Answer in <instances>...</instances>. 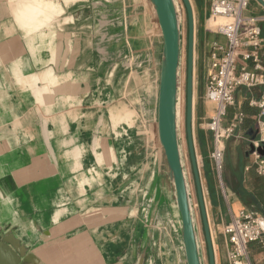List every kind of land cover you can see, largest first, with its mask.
<instances>
[{
  "label": "crops",
  "instance_id": "1",
  "mask_svg": "<svg viewBox=\"0 0 264 264\" xmlns=\"http://www.w3.org/2000/svg\"><path fill=\"white\" fill-rule=\"evenodd\" d=\"M157 29L147 0H0V225L33 254L30 264H185L174 214L156 199ZM206 35L201 45L225 43ZM261 38L264 63V21ZM261 91L240 87L227 108L224 125L244 117L225 141L224 195L210 134L201 130L202 148L192 132L210 233L224 238L215 264L234 215L264 217V175L240 146L256 128L250 101ZM205 118L193 104L192 125ZM247 262L264 264V235Z\"/></svg>",
  "mask_w": 264,
  "mask_h": 264
},
{
  "label": "water",
  "instance_id": "2",
  "mask_svg": "<svg viewBox=\"0 0 264 264\" xmlns=\"http://www.w3.org/2000/svg\"><path fill=\"white\" fill-rule=\"evenodd\" d=\"M261 3L264 9V2ZM161 37L159 78L157 93L156 133L159 153V190L174 214L173 224L184 253L185 264H203L190 190L180 147L177 110L181 52L179 16L175 0H147ZM187 18L185 131L188 154L194 177L196 197L206 243L208 264H215L209 223L203 200L200 175L192 134L193 68H194V14L190 0H182ZM249 155L254 150L264 156V147L254 148L257 129H248ZM158 200L154 201L156 204ZM157 207V206H156ZM156 207L155 210H156ZM148 226H153L150 219ZM36 258L26 250L8 226L0 225V264H30Z\"/></svg>",
  "mask_w": 264,
  "mask_h": 264
},
{
  "label": "built area",
  "instance_id": "3",
  "mask_svg": "<svg viewBox=\"0 0 264 264\" xmlns=\"http://www.w3.org/2000/svg\"><path fill=\"white\" fill-rule=\"evenodd\" d=\"M250 1L211 0L209 6L208 19L224 17L227 21L214 29L225 38V43L214 41L208 47V66L202 97L214 107L210 117L199 122V127L210 134L211 149L208 157L218 187L223 193L225 141L234 136V131L242 122L244 114L238 111L227 125H224L223 121L227 108L235 105V93L240 87H262L260 97L250 101V105L258 108L257 134L251 142L254 148L264 147V63L261 38L264 14L246 13ZM255 1L258 8L264 10L260 2ZM248 61L251 62L250 65ZM250 155L257 174L264 175V156L255 150ZM223 235L227 244L228 263L249 264L248 245L261 241L264 235V217L244 209L240 210L224 225Z\"/></svg>",
  "mask_w": 264,
  "mask_h": 264
},
{
  "label": "rangeland",
  "instance_id": "4",
  "mask_svg": "<svg viewBox=\"0 0 264 264\" xmlns=\"http://www.w3.org/2000/svg\"><path fill=\"white\" fill-rule=\"evenodd\" d=\"M211 0H190V3L192 5L193 14H194V114L197 116V114L200 115V117H207L208 115H211L212 112H209L206 108V102L203 99V86L206 79V65H207V57H208V42L205 41L201 45L200 38L202 36H207L206 33L210 34L211 32H214V29H209L207 26V29L210 31H204V26L207 25L208 20H214L215 18L208 19L207 11L209 9ZM178 16H179V24H180V34H181V52H180V64H179V84H178V99H179V105L177 110V120L179 124V134H180V147L182 151V158L184 163V168L186 171V176L188 180V186L190 190V197L191 202L193 206V212H194V218L196 222V229H197V235L199 239L200 244V251L203 259V264H208V257H207V249H206V243L204 239L203 234V228H202V222L199 212V206L197 202L196 197V189H195V183H194V177L192 173V168L190 165V158L188 154V148H187V142H186V131H185V95H186V43H187V18H186V11L185 7L183 5L182 0H175ZM248 9L252 13H257L258 6L257 2L255 0H251L248 6ZM200 12L204 13L203 16H200ZM264 14V10H263ZM156 21H155V29H156ZM158 30V29H157ZM159 35V34H158ZM201 94V95H198ZM209 113V114H208ZM206 119V118H205ZM204 120V119H201ZM199 120V122L201 121ZM199 122L197 123V120L194 121V124L192 125V132L194 131V135L197 139L199 133L202 134L201 128L199 127ZM200 129V130H199ZM204 137V136H203ZM207 138V136H206ZM211 138V137H210ZM207 141H210L209 138H207ZM243 143H240V146L248 152L249 146L247 141L242 140ZM202 148H205V146H201ZM198 155H201L198 153ZM200 157V156H199ZM201 164V162H200ZM214 172V171H213ZM215 177V173H214ZM223 177V173H222ZM216 181V179H215ZM216 189L220 191L221 194L223 192L218 187L217 181L215 182ZM224 193L226 192V183L224 182ZM224 195V194H223ZM211 240H212V246L216 248L218 254L224 255L223 253V244H224V238L221 234L218 232H215L212 229ZM222 264H229L227 257L224 256L223 263Z\"/></svg>",
  "mask_w": 264,
  "mask_h": 264
},
{
  "label": "bare ground",
  "instance_id": "5",
  "mask_svg": "<svg viewBox=\"0 0 264 264\" xmlns=\"http://www.w3.org/2000/svg\"><path fill=\"white\" fill-rule=\"evenodd\" d=\"M261 4V3H260ZM211 19V18H210ZM227 21V19L226 18H224V17H217V18H215L214 20L212 19V20H208L206 23H207V27L209 28V29H215V27L217 26V25H219V24H223L224 22H226ZM215 32V31H214ZM218 34V33H217ZM193 58H194V53H193ZM193 71H194V69H193ZM193 85H194V72H193ZM192 103L194 104V101H193V99H192ZM192 104V105H193ZM192 120H193V118H192Z\"/></svg>",
  "mask_w": 264,
  "mask_h": 264
},
{
  "label": "trees",
  "instance_id": "6",
  "mask_svg": "<svg viewBox=\"0 0 264 264\" xmlns=\"http://www.w3.org/2000/svg\"><path fill=\"white\" fill-rule=\"evenodd\" d=\"M201 95V94H200ZM201 132V131H200ZM198 140L200 142V145L201 146H205V138L203 137V134H200L198 135Z\"/></svg>",
  "mask_w": 264,
  "mask_h": 264
}]
</instances>
